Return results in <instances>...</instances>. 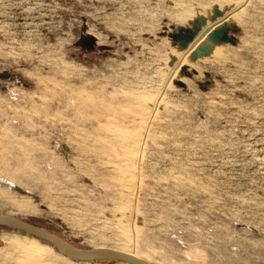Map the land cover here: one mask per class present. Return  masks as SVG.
<instances>
[{"label":"rangeland","instance_id":"374dc122","mask_svg":"<svg viewBox=\"0 0 264 264\" xmlns=\"http://www.w3.org/2000/svg\"><path fill=\"white\" fill-rule=\"evenodd\" d=\"M245 1L0 0V178L26 191L0 214L81 249L140 229L152 264H264V0L180 37ZM62 256L0 228V264H128Z\"/></svg>","mask_w":264,"mask_h":264},{"label":"water","instance_id":"95a60500","mask_svg":"<svg viewBox=\"0 0 264 264\" xmlns=\"http://www.w3.org/2000/svg\"><path fill=\"white\" fill-rule=\"evenodd\" d=\"M249 0H246L242 5H240L237 9L232 12L222 14L220 10L215 9L217 15L220 16L218 20H215L212 24H207L205 18H200L194 24L193 29H189L185 31V33H181L180 37L184 43V46L192 47L197 45L203 38L207 37L211 32H214L215 36L218 38H222L225 34H227L226 28H222L220 31H216V26H220L227 19L231 17V15L244 8ZM200 22L204 24V27L201 28ZM96 43L94 37H91L89 40V48L92 49ZM10 78V73L7 74ZM66 149V147H63ZM64 149H62V153L65 154ZM16 191L20 193H24V190L20 188H15ZM0 228L2 229H11L24 232L31 236H34L40 239L43 242L48 243L53 248H55L61 255L66 258L72 259L74 261H82V262H124L128 264H152L143 259L134 257L128 253H124L111 248H91V249H81L77 248L64 239L52 234L51 232L43 229L40 226L27 222L23 219L0 214Z\"/></svg>","mask_w":264,"mask_h":264},{"label":"bare ground","instance_id":"6f19581e","mask_svg":"<svg viewBox=\"0 0 264 264\" xmlns=\"http://www.w3.org/2000/svg\"><path fill=\"white\" fill-rule=\"evenodd\" d=\"M192 47H194V46H192ZM12 78L14 77V76H11ZM143 103V102H142ZM151 107H148V108H146V112L148 111V113H149V116L147 115V117L148 118H146V119H148V120H145V125H144V131L145 132H148V130H149V128L151 127L150 125H151V117L153 116V117H155V113H156V110L158 109V107H159V104L157 103V102H152L151 101V105H150ZM143 110H144V108H143ZM150 115H151V117H150ZM144 120V119H143ZM135 122H137V121H135ZM140 127V126H139ZM143 127V126H142ZM135 128V127H134ZM142 133V132H141ZM133 136V135H132ZM142 142V141H141ZM64 149V148H63ZM64 151H65V153L67 152L66 151V149H64ZM142 173V172H141ZM20 188L21 190H23L21 187H18L15 183H13L12 181H10V180H5V179H1L0 178V188L1 189H5V190H15V188ZM24 193H26V191H24ZM17 207H19V208H25L26 207V205L25 204H22V203H19V204H17L16 205ZM139 230L140 229H136L135 231H131V233L130 234H127V236L131 239V243H132V249H131V251H123V250H118V251H121V252H124V253H128V254H130V255H133L134 257H137V258H140V259H143V260H145V261H147V262H149V263H151V259L150 258H148V257H145L144 255H143V253L142 252H140L139 250H137V238H138V232H139ZM124 234H125V232H124ZM126 235V234H125ZM10 244V247L11 248H18L19 246H20V243L19 242H17V241H12V242H10L9 243ZM99 248H106V247H99ZM55 249V248H54ZM56 250V249H55ZM115 250H117V249H115ZM57 251V250H56ZM29 253V252H28ZM30 254V253H29ZM32 254H35V253H33L32 252ZM63 257V256H62ZM63 259H68L69 260V258H66V257H63ZM72 260V259H71ZM74 261V260H73ZM76 262H82V261H76ZM82 263H85V262H82Z\"/></svg>","mask_w":264,"mask_h":264},{"label":"trees","instance_id":"16d2710c","mask_svg":"<svg viewBox=\"0 0 264 264\" xmlns=\"http://www.w3.org/2000/svg\"><path fill=\"white\" fill-rule=\"evenodd\" d=\"M2 229V228H1ZM5 229V228H4Z\"/></svg>","mask_w":264,"mask_h":264}]
</instances>
